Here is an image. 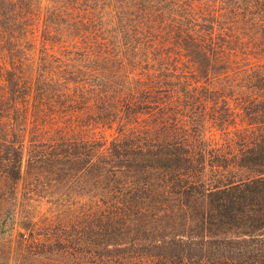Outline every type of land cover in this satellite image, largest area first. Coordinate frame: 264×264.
Segmentation results:
<instances>
[{
    "label": "trees",
    "instance_id": "1",
    "mask_svg": "<svg viewBox=\"0 0 264 264\" xmlns=\"http://www.w3.org/2000/svg\"><path fill=\"white\" fill-rule=\"evenodd\" d=\"M0 175V264H264V0H0Z\"/></svg>",
    "mask_w": 264,
    "mask_h": 264
},
{
    "label": "rangeland",
    "instance_id": "2",
    "mask_svg": "<svg viewBox=\"0 0 264 264\" xmlns=\"http://www.w3.org/2000/svg\"><path fill=\"white\" fill-rule=\"evenodd\" d=\"M111 134H112V131L110 130L106 131V137L111 136ZM23 186L24 185L20 187H23ZM8 190H9L8 185H6L5 180L0 175V219L6 218L7 212H9V210H7V208L9 207V202L11 201V199H13L10 196V194L9 195L7 194ZM59 196H62V195H60V192L53 187H50V186L49 187L47 186L46 188L40 187V192L37 193V195L33 197L31 196V199L25 202L28 208L27 211H34V215L37 216L38 218L44 217L46 216V214L50 212H54L55 209H57L54 201H56V199H58ZM65 198L66 197L63 195L62 201H59V203L62 204L63 206H67L68 204L70 205L73 201L74 204L72 208L75 211L79 210L82 199L81 197L78 196V194L74 197V199H71L70 201H65L64 200ZM19 202H20V198H19ZM22 208H23V205H20V210L17 214V218H20L22 214V210H23ZM17 228L18 226L15 225L12 231L11 230H9L10 232L8 231L13 239H15Z\"/></svg>",
    "mask_w": 264,
    "mask_h": 264
}]
</instances>
